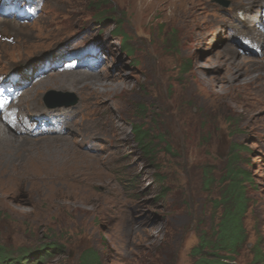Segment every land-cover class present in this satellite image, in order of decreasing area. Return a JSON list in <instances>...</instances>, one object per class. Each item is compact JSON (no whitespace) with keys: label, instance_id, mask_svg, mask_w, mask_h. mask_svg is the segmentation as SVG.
I'll use <instances>...</instances> for the list:
<instances>
[{"label":"rangeland","instance_id":"obj_1","mask_svg":"<svg viewBox=\"0 0 264 264\" xmlns=\"http://www.w3.org/2000/svg\"><path fill=\"white\" fill-rule=\"evenodd\" d=\"M43 1L27 20L0 13V75L27 77L8 106L40 113L49 90L76 100L53 107L63 131L0 140V264H78L85 249L100 264H189L234 156L256 188L235 264H264V0ZM68 55L81 56L68 81L34 85L61 72L42 70L46 59ZM37 156L45 179L14 167Z\"/></svg>","mask_w":264,"mask_h":264},{"label":"trees","instance_id":"obj_2","mask_svg":"<svg viewBox=\"0 0 264 264\" xmlns=\"http://www.w3.org/2000/svg\"><path fill=\"white\" fill-rule=\"evenodd\" d=\"M122 40L123 37L119 42ZM132 129L135 143L149 153L145 142L148 134L139 125H133ZM239 150L236 147V151ZM235 161L236 156L230 159L224 178L226 183L211 200L210 225L198 229V240L189 249V264H235L248 240L244 219L251 205L249 192L256 188L249 172L235 166ZM208 173L204 170V176ZM259 250L256 248L255 255L263 256ZM78 264H100V257L93 249H85Z\"/></svg>","mask_w":264,"mask_h":264},{"label":"bare ground","instance_id":"obj_3","mask_svg":"<svg viewBox=\"0 0 264 264\" xmlns=\"http://www.w3.org/2000/svg\"><path fill=\"white\" fill-rule=\"evenodd\" d=\"M198 1L200 2H202V1H205V0H195V1H193L192 0V2H191V5H190V7L189 8H191V9H197V7H198ZM250 8H252V5H247V4H241V5H239L238 6V9H246V10H248V9H250ZM241 18H246L245 16H241ZM4 22V21H3ZM8 22V21H7ZM252 26V25H251ZM244 33V32H243ZM249 35V34H248ZM246 39V38H245ZM249 40V39H248ZM247 40V41H248ZM253 41H256V42H258V40H255V39H253ZM251 43V42H250ZM253 44V43H252ZM226 49H227V52H228V54H231V55H233L234 54V52L236 51V48L234 47V46H231V45H227L226 46ZM251 49V48H250ZM249 49V50H250ZM69 61H71V60H69ZM64 62H67V61H64ZM77 61H72V63H75L76 65L75 66H77V63H76ZM74 66V67H75ZM69 71H71V69H68V70H65V69H63L60 73H58V72H56L54 75H51L50 76V74H47L45 77H44V79L42 78V80L40 79V80H38L37 82H35L34 83V85L35 86H41V85H43L45 82H47V81H49L50 83H63V82H65V81H68V79H67V77H66V73L67 72H69ZM92 75V74H91ZM66 78V79H65ZM70 79H71V81H72V83H73V81H76L77 79H87L88 78V75L87 74H83V75H79V76H77V77H74V78H72V77H69ZM91 78V77H90ZM98 78V77H97ZM93 79H94V77H93ZM79 80V81H80ZM25 94H27L26 92H25ZM24 94V92H22L21 94H20V96L21 95H25ZM101 96V94H99V97ZM11 99H13V96H11ZM96 99H98V98H96ZM95 99H93V101H94ZM0 121H3V119L1 118V115H0ZM4 122V121H3ZM67 122H69V121H67ZM6 125H8V123L6 124ZM5 125V126H6ZM9 126V125H8ZM7 126V127H8ZM10 127H8V129H9ZM13 128H17V131H14L15 132V134L13 135L12 133H10V131L7 129V131L5 130V128H2L1 127V125H0V140H3L4 142H12L13 140L15 141V140H21L20 142L23 144V143H25L26 141H28L29 140V138H26V135H29L30 137H32V136H34V137H37V135L39 136V135H46L47 133H49V132H46V133H42V134H37V135H32V134H30V133H26V132H24L21 128H18V127H13ZM12 130V129H11ZM13 131V130H12ZM16 133L17 134H20V136H17L16 135ZM50 133H54V132H50ZM21 135H25V137L24 136H21ZM52 135V134H51ZM57 135V134H56ZM55 136V135H54ZM53 136V138L52 139H48L49 141L50 140H55V137ZM31 140H33V141H35L34 139H31ZM19 142V141H18ZM52 143V142H51ZM26 144V143H25ZM48 144H49V142H48ZM41 157H39V156H37V157H31V158H29V159H24L22 162H20V163H18V164H15L14 165V167H23L24 168V172H26L27 174H28V176H29V178L30 179H39V180H41V179H45V178H47V173H46V167H48V165L49 164H46V162H45V160H43L42 158L40 159ZM48 170V169H47ZM53 170V169H52ZM61 175H63V174H61ZM51 176V179H54L55 177H58V175H55V174H51L50 175ZM0 184H1V181H0ZM4 188L0 185V193H2V195H3V193L5 192V190H3Z\"/></svg>","mask_w":264,"mask_h":264},{"label":"water","instance_id":"obj_4","mask_svg":"<svg viewBox=\"0 0 264 264\" xmlns=\"http://www.w3.org/2000/svg\"><path fill=\"white\" fill-rule=\"evenodd\" d=\"M52 93H54V91H52V90H49V92H48V95H50V94H52ZM48 95L44 98V101L48 104V106H50V107H57V106H62V105H64V106H69V105H72V104H74L75 103V97H74V95H73V99H70V100H64V99H58V100H56V101H52L49 97H48ZM72 95V94H71Z\"/></svg>","mask_w":264,"mask_h":264}]
</instances>
